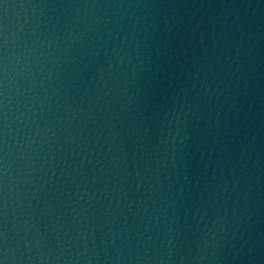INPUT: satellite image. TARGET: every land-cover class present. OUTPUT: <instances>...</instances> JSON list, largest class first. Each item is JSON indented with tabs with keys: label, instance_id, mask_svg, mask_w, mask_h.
<instances>
[{
	"label": "water",
	"instance_id": "obj_1",
	"mask_svg": "<svg viewBox=\"0 0 264 264\" xmlns=\"http://www.w3.org/2000/svg\"><path fill=\"white\" fill-rule=\"evenodd\" d=\"M0 264H264V0H0Z\"/></svg>",
	"mask_w": 264,
	"mask_h": 264
}]
</instances>
